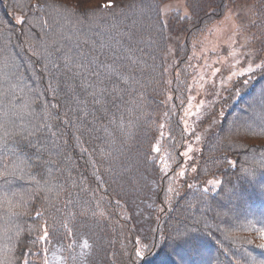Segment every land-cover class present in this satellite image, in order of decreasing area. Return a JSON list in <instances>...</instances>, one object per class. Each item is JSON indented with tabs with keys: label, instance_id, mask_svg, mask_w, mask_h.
<instances>
[{
	"label": "trees",
	"instance_id": "1",
	"mask_svg": "<svg viewBox=\"0 0 264 264\" xmlns=\"http://www.w3.org/2000/svg\"><path fill=\"white\" fill-rule=\"evenodd\" d=\"M168 1L0 0V264H264V0H184L165 78ZM235 3L258 64L186 128L178 62Z\"/></svg>",
	"mask_w": 264,
	"mask_h": 264
},
{
	"label": "rangeland",
	"instance_id": "2",
	"mask_svg": "<svg viewBox=\"0 0 264 264\" xmlns=\"http://www.w3.org/2000/svg\"><path fill=\"white\" fill-rule=\"evenodd\" d=\"M183 2L184 0H171L163 3L160 7L162 19L169 26L165 48V70H168V72L170 66L175 63L174 61L178 57V50H180L179 58L184 55L183 48H177L180 46L182 36L186 31L182 25L185 23H181L177 27H171V23L176 21L174 18L175 12L181 11L182 16L189 14L184 9ZM249 18L250 8L247 5L232 4L220 20L212 23L203 32L192 38L188 55L189 63H186L184 68L181 69L178 62L174 73V77L175 75L179 77L177 81L188 87L193 78V71L196 74L195 79L192 80V95L184 100L182 104V118L186 128L195 123L199 116L209 109L210 102L216 103L222 98L224 91L236 76L243 75L254 69L258 64L246 30ZM170 73L171 71L166 73L165 78ZM167 98H169V95L164 96L163 102H166L165 99ZM165 107L166 103H164ZM137 129H140V127ZM89 139H91L90 135H88V141H90ZM107 145L127 146L124 142L114 144L111 141H108ZM158 146L159 142L155 140L152 150H149V152L153 151L154 156H156ZM186 151H189V148ZM160 158L167 163L165 156L162 155ZM52 258L54 259V257ZM52 264H64V261L63 259L61 261L58 256Z\"/></svg>",
	"mask_w": 264,
	"mask_h": 264
}]
</instances>
